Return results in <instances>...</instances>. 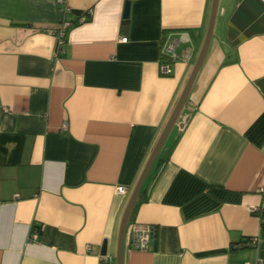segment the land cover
<instances>
[{
	"label": "crops",
	"instance_id": "crops-1",
	"mask_svg": "<svg viewBox=\"0 0 264 264\" xmlns=\"http://www.w3.org/2000/svg\"><path fill=\"white\" fill-rule=\"evenodd\" d=\"M213 8L214 0H0V264H117L123 213L180 105ZM257 211L264 0H217L205 56L129 213L122 264H264ZM135 225L155 228L150 248L134 244Z\"/></svg>",
	"mask_w": 264,
	"mask_h": 264
},
{
	"label": "water",
	"instance_id": "water-1",
	"mask_svg": "<svg viewBox=\"0 0 264 264\" xmlns=\"http://www.w3.org/2000/svg\"><path fill=\"white\" fill-rule=\"evenodd\" d=\"M217 0H214V8L212 10V13H211V17H210V22H209V27H208V31H207V35L205 37V41L203 43V47L201 49V52L198 56V59L195 63V66H194V69H193V72L191 74V77H190V80H189V83H188V86L186 87V89L184 90L183 92V95H182V98L180 100V105L185 101L186 97H187V94H188V91H189V88L197 74V71L201 65V62L205 56V53H206V50L208 48V45H209V42H210V38H211V34H212V29H213V21H214V11H215V3H216ZM129 12H130V2L129 1H126L125 3V8H124V13H123V17L124 18H128L129 17ZM180 105L177 107V109L175 110V112L172 114L170 120L168 121L161 137L159 138L158 142H157V145L155 146L145 168L143 169V172L136 184V186L134 187V190L130 196V199H129V202L125 208V211L123 213V216H122V220H121V225H120V232H119V246H118V251H117V264H122V246H123V238H124V233H125V227H126V223H127V220H128V216H129V213L136 201V198L139 194V191L143 185V182L150 170V167L151 165L153 164V161L154 159L156 158V155H157V152H158V149L159 147L161 146V144L163 143L166 135H167V132L170 128V126L172 125V123L174 122L175 118H176V115H177V112L179 110V107ZM157 165H159V162L157 163ZM107 252V239L104 240L103 244H102V249H101V254H105Z\"/></svg>",
	"mask_w": 264,
	"mask_h": 264
},
{
	"label": "built area",
	"instance_id": "built-area-1",
	"mask_svg": "<svg viewBox=\"0 0 264 264\" xmlns=\"http://www.w3.org/2000/svg\"><path fill=\"white\" fill-rule=\"evenodd\" d=\"M59 2L63 3L64 0H59ZM67 10V8H65ZM90 10L87 11V13H82L79 22L80 21H86L87 18H89L90 15ZM66 29L67 25L63 24L62 26L59 27V30L57 32V49L56 53L57 55L61 54L64 52V41H65V35H66ZM121 41H127V36H121L120 37ZM175 45L173 41H165L162 47V53L163 56L168 59V61H164L161 64V69L164 73L169 74L171 73L172 69L169 65V61L173 58H175V53H174ZM62 129H67V122L65 121L62 124ZM117 192L119 193H125L127 191V187L125 185H118L116 188ZM258 210V209H257ZM133 231H134V244L141 249H148L152 246V243L154 241V234H155V228L152 225H135L133 226ZM37 233V231L35 232ZM251 243H255V238H251ZM88 245L87 247H89ZM101 260L102 262H107L109 260V254L106 252L105 254H101ZM243 264H251L248 261H245Z\"/></svg>",
	"mask_w": 264,
	"mask_h": 264
},
{
	"label": "trees",
	"instance_id": "trees-1",
	"mask_svg": "<svg viewBox=\"0 0 264 264\" xmlns=\"http://www.w3.org/2000/svg\"><path fill=\"white\" fill-rule=\"evenodd\" d=\"M89 18H87V20H88ZM86 20V21H87ZM76 23H78V21L77 22H73V23H71V24H76ZM125 23H127V21L125 20ZM257 212H259V211H257ZM259 214H260V217H261V220H262V224L264 225V212H259ZM35 228H39V226H34ZM249 242L247 243L248 245H251L252 243H251V237L249 238V240H248ZM241 246H244V244H241Z\"/></svg>",
	"mask_w": 264,
	"mask_h": 264
}]
</instances>
